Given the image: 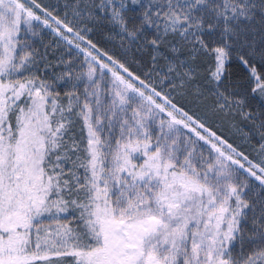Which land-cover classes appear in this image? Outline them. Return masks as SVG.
<instances>
[{"label": "snow or ice", "instance_id": "1", "mask_svg": "<svg viewBox=\"0 0 264 264\" xmlns=\"http://www.w3.org/2000/svg\"><path fill=\"white\" fill-rule=\"evenodd\" d=\"M0 264H264V0H0Z\"/></svg>", "mask_w": 264, "mask_h": 264}]
</instances>
